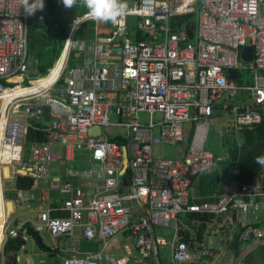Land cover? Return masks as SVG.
<instances>
[{
  "label": "built area",
  "instance_id": "2783aa9c",
  "mask_svg": "<svg viewBox=\"0 0 264 264\" xmlns=\"http://www.w3.org/2000/svg\"><path fill=\"white\" fill-rule=\"evenodd\" d=\"M128 3L131 12L121 25L111 24L108 33H98L94 39H76L78 28L89 18L84 14L74 19L59 59L64 52L66 56L54 81L14 94L18 85L32 87L44 76L26 80L31 63L29 24L34 15L24 14L21 0H0L1 182L6 178L2 167L9 165L11 176L24 173L37 187L49 177L56 159L55 143L63 144L69 161L74 151H84L89 168L69 166L64 188L72 192L71 177L80 171L97 182L94 192L90 195L83 185L77 186L64 200L68 215L42 210L31 222L35 230L56 238L79 230L87 240L105 247L115 236L129 234L141 264H160L164 252L169 253L170 264H216L222 252L196 238L201 219L188 224L186 217L257 212L258 200H264V168L249 182L226 183L221 195L211 196L214 199L195 194L200 176L220 169L229 158L222 148L217 152L208 146L210 120L223 113L221 140L263 121L264 0H155L150 14L141 11L142 0ZM182 15L189 17L181 21ZM38 18L43 20L45 15ZM189 22H194L191 38ZM95 23L97 28L101 22ZM246 46L253 48L248 61L242 57ZM72 54H82L83 62L72 64ZM231 70L237 71L236 77ZM45 105L50 107V120L43 128L47 139L31 143L25 158L28 126L32 120L44 122ZM143 112L151 116L157 112L160 118L141 122ZM110 125L123 126L125 132L110 133ZM96 127L98 132L91 130ZM182 142L186 145L180 158L153 153L154 143ZM232 171L238 173L236 167ZM2 192L5 218L0 225V254L7 238L18 236L20 230L27 239L25 222H7ZM186 229L194 231L193 242L183 239ZM251 234L264 247V231L257 227L242 230L240 238L248 241ZM125 247L126 252L116 254L108 249L79 252L71 246L66 248L63 264H129L132 254ZM225 264H241V260L230 257Z\"/></svg>",
  "mask_w": 264,
  "mask_h": 264
},
{
  "label": "crops",
  "instance_id": "0c3cea01",
  "mask_svg": "<svg viewBox=\"0 0 264 264\" xmlns=\"http://www.w3.org/2000/svg\"><path fill=\"white\" fill-rule=\"evenodd\" d=\"M101 23L97 24L99 25V27L96 28L95 35L92 39H94L98 33L106 34L109 32L110 26L106 27V26L101 25ZM60 55L58 56L57 60L59 59ZM65 56H66V52L63 53L61 59L56 64L60 65L62 61H64ZM29 58L31 59V56H29ZM32 58L34 59L35 57L33 56ZM70 62L72 64H81L83 62V55L82 54L80 55L72 54ZM35 68H36L35 71L29 68V72L31 70L37 75L39 74L41 75V71H39L38 64H37V67ZM54 68L52 70L50 69L51 72L49 73V75H47L48 73L45 75H42V76L47 75V77L49 78H45L41 83L50 84L51 79H53V76H51V73L54 72ZM14 79L16 80L17 78H14ZM219 116H222L223 122L221 124H223L225 121V117L223 116V113H220ZM46 124H48V122ZM218 130H219V127L217 129L218 140L216 141L212 140L210 142L208 140V146L217 152H219L220 150L219 148H222L225 152L227 151L229 153V158L227 160H230L232 158L231 150L229 149L228 146H226L227 139L230 137L226 136L225 138H222V140L219 139ZM242 134H243L242 130L239 131V133L237 134L234 133V135L238 139L239 145H241L244 139V136ZM219 142L224 143L222 147H219L220 145ZM57 144H61V143H57ZM185 145H186L185 142L177 144L179 155L173 158L182 157V155L185 152ZM54 153L56 154V159L53 161L50 167L49 177L41 180L40 184L37 187L31 186V188L27 190L20 189L17 186V177L19 174L16 175L14 173V175L10 177L11 180L13 179L15 181L16 193L15 195H13V197H11L10 195L8 197L4 196V198L6 199V211H7L6 220L9 224L12 225L15 223L17 224V223L25 222V225L27 223L32 225L31 222H34L37 220L36 218H37L38 213L45 209H50V213L54 216H67L68 212L63 209L64 200L69 195L74 193V190L77 186L83 185L90 195L94 192V188L97 182H95L94 180L88 177L86 178L85 176H81L80 171L78 172L76 176L71 177V180L73 181L72 192L64 188V181L67 179L66 169L69 166H74L76 169H88L89 168V165L91 164V162L89 160V156L84 151H74L73 158L70 161L65 159V150H63V152H58V153L54 151ZM25 158H28V157H25ZM233 167L235 166H230L228 170L231 173L235 174L232 171ZM263 168L264 166H262L261 170ZM21 175H24V174H21ZM4 179H9V178H4ZM52 181L57 183L56 186H52L51 184ZM197 181L195 183V194L196 196H199L200 198H204L203 196H200L196 193V187L198 183ZM2 187H3V184H2ZM2 187L0 188V200H1L0 213L4 212L3 192H2V190L4 191V188L2 189ZM43 192L46 194L44 198L42 196ZM211 195L215 196L214 194H211ZM8 200H12L13 202L11 204V207L7 206ZM258 201H259L260 209L257 212L244 213L238 210L236 211L237 214L235 217H233V214L217 216V217L214 216L213 220L207 223V227L204 231V236L201 239L206 240L209 246L215 252H217L218 250L222 252V254H220L221 257L218 259L216 264H218L219 260L225 255L227 251H230L229 245L231 244V241L235 233L238 234V241L234 249L238 245L239 251L237 255H234L233 253L234 249H233L231 257L239 258L241 260V264H264V247L261 241L257 238V236H255L254 234H251L248 241H243L240 238V233L242 232V230H245V229L257 227L264 231V200L259 199ZM33 213L36 214V217H33L32 215ZM9 214L11 216H8ZM22 216H26V217L22 218ZM9 218H11V221L9 220ZM198 229L196 230V238H198L197 237ZM189 231L191 232V235H193L194 231L192 229ZM45 232L48 233V235L51 237L52 244L47 242L43 238L41 234L43 232L41 231L40 234H41L42 240L44 244L48 247V250L43 251L37 247L39 251H42V253L44 254V257L40 258L37 263H33V262L26 260V264H63L64 257L68 254V252L66 251V248H70L71 246H74L76 250L79 252L87 251V250L97 251V250H107L108 249L110 252H113V253L115 252L116 254H123L124 252H126V247L124 248L123 252L121 251L122 253H117V251L122 249L121 247L122 241L125 242L127 236L128 238H131V240L133 239V237L129 236V234L128 235L119 234L115 236L113 239L109 240L108 247L107 246L105 247L102 244L87 240L85 237H83V235L81 234L82 232L79 230L73 236L61 237V238L53 237L49 234V232L47 231ZM0 234L2 235L1 228H0ZM26 235H27V239L25 240L27 243L30 240V238L31 239L33 238L30 235H28L27 232H26ZM213 235L217 236V245L215 247H214L215 241L211 238ZM126 246H128L130 253L132 254V259L130 260L129 264H141L143 260L138 255L137 251L135 250V242L133 244L128 243L126 244ZM26 250H27L26 244L22 245L18 251H15L14 254L12 253L13 252L12 251L11 254L7 255L8 256L7 261L11 262L10 264L12 263L19 264L23 260L22 252L23 251L26 252ZM167 253L168 252L164 254V260H162L161 258L160 264H170V256H169V253L168 254ZM3 254H5L4 251H3ZM10 257L11 259L9 260ZM13 257H15V259L12 262ZM57 259H58V262H57ZM5 264H8V263L5 261Z\"/></svg>",
  "mask_w": 264,
  "mask_h": 264
},
{
  "label": "trees",
  "instance_id": "16d2710c",
  "mask_svg": "<svg viewBox=\"0 0 264 264\" xmlns=\"http://www.w3.org/2000/svg\"><path fill=\"white\" fill-rule=\"evenodd\" d=\"M80 0H78L76 7L78 14H84L79 6ZM65 9L62 0H47L46 6L43 11H38L31 19L29 24L30 35L28 42V55L30 56L29 45L34 48V57L38 63L39 71L41 74L49 73V70L53 68L55 61L60 55L66 37L70 32V21L74 20V12L76 10ZM43 13L45 18L40 20L38 15ZM53 15L61 19L60 24H54L49 21L48 16ZM188 15H182L178 18L183 21L187 19ZM180 21V22H181ZM95 21L88 19L85 20L78 28L75 38L90 40L94 37L96 32ZM101 25L109 27L111 23H101ZM31 43V44H30ZM58 65V64H56ZM18 79V78H17ZM47 126L42 121L32 120L28 126L26 133V143L42 142L47 139V132L43 130ZM243 132V142L238 144V139L234 133L229 134L230 138L227 139L226 146L231 150L232 158L230 160L221 163V168L211 172H206L198 179L196 193L203 196L204 199H214L211 194L219 196L224 191V185L230 182H249L254 175L261 172V168L264 165H260L256 162L257 156H264V118L263 121L254 126L253 128H245ZM230 166H235L238 169L237 174L231 173L228 169ZM32 178L29 176L19 174L17 177V186L20 189L27 190L32 186ZM13 197V194H10ZM213 215L205 213H191L186 217L188 224H191L193 219H201L199 225L197 237L201 239L204 236V231L207 227V223L213 220ZM25 229L28 235H30L37 247L40 250L46 251L48 247L44 244L41 234L35 230L34 227L27 223ZM2 236V235H1ZM183 239L187 242H193L191 232L189 229L182 231ZM85 242V241H83ZM1 243V242H0ZM26 244V240L23 238L22 230L19 231L18 236L7 238L3 251L6 255L11 254L12 251H18L22 245ZM84 244V243H83ZM239 246L234 249V255H237ZM15 257L12 258V262ZM8 264L11 262L7 261Z\"/></svg>",
  "mask_w": 264,
  "mask_h": 264
},
{
  "label": "rangeland",
  "instance_id": "374dc122",
  "mask_svg": "<svg viewBox=\"0 0 264 264\" xmlns=\"http://www.w3.org/2000/svg\"><path fill=\"white\" fill-rule=\"evenodd\" d=\"M78 4H79V6L82 5L80 2ZM74 9L75 8H72L71 11L74 10ZM80 9L82 10V12L86 11V9L84 7L80 8ZM77 10H79V8H77ZM77 10L74 12V16H75L74 19H76L78 17H81V16H83L85 14V13L84 14L83 13L82 14H78ZM48 18H49V21L51 23H54L56 25L61 23V19H64V18H61V17L58 18V17L53 16V15H49ZM68 24L70 26H72L73 21H70ZM29 50H30V56H31L30 68H31V70L35 71L36 70L35 67H37V64H38L37 61H36L37 58L36 59L32 58L34 56L35 50L30 45H29ZM35 64H36V66H35ZM31 70L28 73V75L26 76V80L34 79V78H36L38 76H42V75L46 74L45 73V74L37 75L36 73H34ZM45 77L46 76L41 78V80L43 81ZM37 83H39V82H37ZM23 84L27 85L28 81L23 82ZM244 97L245 98L247 97V92H245ZM110 117H111L112 122H115L116 119H117L116 118V114H114V113H112ZM159 118H160V115L157 112L152 113V116H151V114L149 112L140 113L141 122H149L150 119H153V121H158ZM222 122H223L222 116H218V117H215L214 119L210 120V123H211V130L210 131L211 132L209 134V142L212 141V140H214V141L218 140L217 129H218L219 125ZM108 129H109L110 133L117 132V133L123 134L125 132V128L123 126L110 125ZM153 131H154L155 136L158 135L159 134L158 126H155ZM30 146H31L30 143H26V148H25V152H24V156L25 157H29V155H30V150H31ZM53 149H54V151H56L58 153V152H63L64 147H63V145L56 143V144L53 145ZM153 153H154V155H162L164 157H176V156L179 155L177 145H172V144H167V143H154L153 144ZM9 179H3V181H2L3 182L2 184H3V188H4V196L5 197H8L10 194L15 195V193H16L15 181L13 179L12 180L11 179L9 180ZM32 215H33V217H36L35 213H33ZM8 216H11V215L9 214ZM26 216H22V218H25ZM9 220L11 221V218H9ZM42 232L43 233H41V234H42L43 238L47 242L52 244L51 237L48 235V233H46L45 231H42ZM211 238L215 241V243H214V247H215L217 245V236L213 235ZM128 243L133 244L134 240L133 239L131 240V238H128V236H127L126 237V241L125 242L122 241V243H121L122 249L117 251V253H122L124 248H125V246H126V244H128ZM26 249H27L26 252H24V251L22 252L23 260L19 264H26V260L30 261V262H33V263H37L40 258L44 257V254L42 253V251L38 250L35 241L33 239H31V238L26 243ZM164 254H165V252L161 254L162 260H164ZM7 259H8L7 255H5L3 253L0 254V264H5V261L7 262ZM57 262H58V259H57Z\"/></svg>",
  "mask_w": 264,
  "mask_h": 264
},
{
  "label": "clouds",
  "instance_id": "9594fccd",
  "mask_svg": "<svg viewBox=\"0 0 264 264\" xmlns=\"http://www.w3.org/2000/svg\"><path fill=\"white\" fill-rule=\"evenodd\" d=\"M26 16H33L38 11H43L45 7L44 0H21ZM78 0H62L65 9L76 7ZM80 3L86 9V15L95 22L111 23L114 26H120L131 12L128 0H80ZM155 10V0H142L141 11L150 14ZM256 162L264 165V156H257Z\"/></svg>",
  "mask_w": 264,
  "mask_h": 264
},
{
  "label": "water",
  "instance_id": "95a60500",
  "mask_svg": "<svg viewBox=\"0 0 264 264\" xmlns=\"http://www.w3.org/2000/svg\"><path fill=\"white\" fill-rule=\"evenodd\" d=\"M186 27H187V31H188L189 37L191 38L193 36L194 22H189ZM116 49L117 50H120L121 48L119 47V48H116ZM252 56H253V48L251 46H246L243 49L242 57L245 60L248 61V60H251L252 59ZM231 76L232 77H236L237 76V71L236 70H231ZM49 110H50V107L48 105H45L43 107V112H42L41 118L46 123L49 122V120H50ZM99 129H100L99 127H96V128H92L91 130H93V131H96L97 130V132H98ZM126 162H127V159L125 158V160H124V164L125 165H126ZM2 172H3V175L6 178H10L11 177V169H10V166L9 165H4L2 167ZM12 203H13L12 200H8L7 201V206L10 207ZM230 214H233V217H235L237 213H236V211H233L232 213H229L227 215H230ZM237 241H238V234L235 233L234 236H233V239L231 241V244L229 245L230 251H227L225 253V255L219 260L218 264H225L230 259L231 254H232V250L234 249ZM12 253L14 254L15 251H13ZM10 259H11V257L9 258V260Z\"/></svg>",
  "mask_w": 264,
  "mask_h": 264
},
{
  "label": "bare ground",
  "instance_id": "6f19581e",
  "mask_svg": "<svg viewBox=\"0 0 264 264\" xmlns=\"http://www.w3.org/2000/svg\"><path fill=\"white\" fill-rule=\"evenodd\" d=\"M61 57H62V56H61ZM60 59H61V58H60ZM60 59H59V60H60ZM62 63H63V61H62ZM62 63H61L60 65H55V66H54L55 68L53 67V68H54V72L51 73V76H53V79H51L50 83L53 82L54 79L56 78V76L58 75V73H59V71H60V68H61V66H62ZM53 68H52V69H53ZM52 69H51V70H52ZM48 75H49V74H48ZM15 78H17V77H15ZM45 78H49V77H47V75H46ZM45 78H44V79H45ZM13 79H14V78H13ZM37 82H39V83H37ZM41 82H42L41 79L35 81L34 86H32V87H23V86H21V85H18L17 87H15V93H14V94H25V93H27V92H29V91H31V90H34V89H37V88H40V87H43V86L48 85V84H46V83H41ZM1 187H2V182H1V179H0V188H1ZM0 204H1V200H0ZM10 207H11V206H10ZM4 218H5L4 212L0 213V224H2ZM0 228H1V226H0ZM2 237H3V236H1V234H0V242H1V240H2Z\"/></svg>",
  "mask_w": 264,
  "mask_h": 264
}]
</instances>
